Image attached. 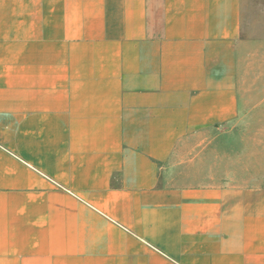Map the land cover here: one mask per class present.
I'll return each instance as SVG.
<instances>
[{
	"label": "crops",
	"instance_id": "obj_1",
	"mask_svg": "<svg viewBox=\"0 0 264 264\" xmlns=\"http://www.w3.org/2000/svg\"><path fill=\"white\" fill-rule=\"evenodd\" d=\"M247 45L241 0H0V264H264Z\"/></svg>",
	"mask_w": 264,
	"mask_h": 264
},
{
	"label": "rangeland",
	"instance_id": "obj_2",
	"mask_svg": "<svg viewBox=\"0 0 264 264\" xmlns=\"http://www.w3.org/2000/svg\"><path fill=\"white\" fill-rule=\"evenodd\" d=\"M241 4L243 37L248 43L240 77L246 109L242 122L224 127L217 138L224 151H238L239 156L262 148L264 130V0H241Z\"/></svg>",
	"mask_w": 264,
	"mask_h": 264
}]
</instances>
